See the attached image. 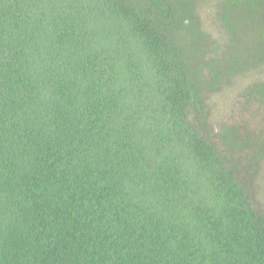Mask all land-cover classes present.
Here are the masks:
<instances>
[{"label": "trees", "instance_id": "16d2710c", "mask_svg": "<svg viewBox=\"0 0 264 264\" xmlns=\"http://www.w3.org/2000/svg\"><path fill=\"white\" fill-rule=\"evenodd\" d=\"M202 1L0 0V264H264L208 100L254 72L264 106V0H216L223 51Z\"/></svg>", "mask_w": 264, "mask_h": 264}, {"label": "rangeland", "instance_id": "374dc122", "mask_svg": "<svg viewBox=\"0 0 264 264\" xmlns=\"http://www.w3.org/2000/svg\"><path fill=\"white\" fill-rule=\"evenodd\" d=\"M216 0H203L199 6V16L203 27L210 36L220 44L217 51H223L224 31L216 17ZM212 55H217V52ZM258 78L254 72L244 76H235L226 81L218 89L209 94L210 114L209 121L215 132L219 133L223 126L237 128L249 141L241 165L248 168L251 164L254 172L251 173L254 193L258 203L264 208V106L258 100L251 98L248 86ZM251 145V147H250ZM262 147V148H261ZM257 152H254L256 151Z\"/></svg>", "mask_w": 264, "mask_h": 264}]
</instances>
